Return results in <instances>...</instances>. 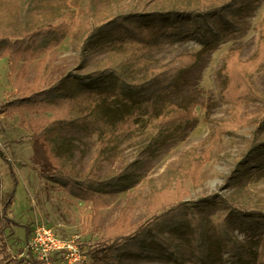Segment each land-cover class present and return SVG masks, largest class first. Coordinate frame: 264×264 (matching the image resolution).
<instances>
[{
    "label": "trees",
    "instance_id": "trees-1",
    "mask_svg": "<svg viewBox=\"0 0 264 264\" xmlns=\"http://www.w3.org/2000/svg\"><path fill=\"white\" fill-rule=\"evenodd\" d=\"M148 1L153 3L144 9ZM251 1L145 0L141 3L142 8L131 4L121 9L120 0H0V46L12 69L22 51L45 52L63 38L69 29L66 18L76 27H89L83 31L79 55L88 43L105 46L106 54L93 70L58 80L37 92L23 93L9 102L20 108L52 112L42 126L37 127L41 120L33 122L32 136L46 153L50 177L89 204L94 222L99 208L104 205L100 192L124 190L134 185L140 176L133 172L131 163L120 172L103 176L95 174L100 160L109 158L116 151L121 136L137 131L149 144L159 142L153 147V152L158 153L165 143L178 139L186 123L194 119L195 102L178 105L163 99L157 104V100L173 88L181 72L196 61L197 54L182 53L164 64L152 65L145 53L166 42L196 36L203 38L206 31L218 40L224 30L241 28L238 16ZM260 25L258 48L249 59L240 60L238 50L232 48L224 57L223 70L230 82L223 92L224 97L232 102L248 94L246 76L262 59L264 16ZM83 84L88 85L89 91ZM57 98L64 100L65 108L54 107L56 102L53 101ZM231 123L235 122H223L221 129L234 126ZM74 129L96 136L94 154L84 174H77L72 162L73 144L61 133ZM205 158L202 153V156L192 158L190 164L177 167L176 171L188 175L195 183L200 182L196 167ZM90 173L93 176H89ZM15 182L12 177L7 200L0 209L1 247L6 243L4 236L8 227L3 210L12 203ZM180 191H154L155 200L147 221L131 234L118 223L106 228L100 247L96 249L97 264H133L120 258L119 254L124 252L174 258L182 253L183 242L206 261L214 241L212 235L226 252L228 264H264L263 200H254L243 192L248 197L239 201L233 198L221 201L214 199V193H211L198 205L182 200ZM201 206L217 208L220 212L215 219L203 216L199 210ZM248 224H253L262 234L258 250L249 242L239 240L232 232L233 226ZM31 231L29 224L27 236ZM185 233L189 234L183 236ZM20 262L21 258H12L3 264Z\"/></svg>",
    "mask_w": 264,
    "mask_h": 264
},
{
    "label": "rangeland",
    "instance_id": "rangeland-1",
    "mask_svg": "<svg viewBox=\"0 0 264 264\" xmlns=\"http://www.w3.org/2000/svg\"><path fill=\"white\" fill-rule=\"evenodd\" d=\"M142 1L145 0H120L118 5L121 9L131 4L142 8ZM152 3L148 1L143 8ZM263 16L264 0H253L238 16L241 28L224 30L218 40L206 31L203 38L166 42L145 53L152 65L164 64L182 53L197 54L196 61L181 72L173 88L157 100V104L163 99L178 105L195 102L194 119L186 123L178 139L165 143L158 153L153 152V147L159 142L149 144L137 131L121 136L116 151L100 160L95 174L120 172L131 163L133 172L140 176L124 190L100 192L104 205L99 208L95 222L89 204L50 177L46 153L32 136L33 122L41 120L37 127L42 126L52 112L20 108L9 102L23 93L37 92L58 80L93 70L106 54L105 46L88 43L79 55L83 31L89 27H76L68 18L69 29L63 38L45 52L22 51L13 69L0 46V209L7 200L12 177L16 179L12 203L3 210L8 227L4 236L6 243L0 245V264L12 258H21L19 264H42L29 251L31 234L27 236L26 232L29 224L32 227L37 221L51 226L59 236L73 238L80 244L85 254L81 264H97L96 249L100 247L103 231L118 223L131 234L143 225L150 215L156 190H181L182 200L198 205L211 193L221 201L248 197L243 192L254 200L264 201V50L257 67L246 76L248 94L232 102L223 92L230 82L223 70L227 51L236 49L240 60L249 59L258 48ZM83 87L86 91L90 89L86 84ZM53 102H56L55 108L66 107L60 98ZM229 120L235 122L231 123L234 126L221 129L223 122ZM61 133L73 144L72 162L77 174H84L94 154L95 134L78 129ZM202 153L206 158L196 167L200 182L195 183L188 175L176 171ZM199 210L201 215L213 219L220 212L217 208ZM231 229L239 240L249 242L254 249L260 248L262 234L253 224ZM165 233L171 235L169 231ZM212 239L206 261L185 242L182 253L174 258L133 252L119 256L133 264H228L226 252L214 235Z\"/></svg>",
    "mask_w": 264,
    "mask_h": 264
},
{
    "label": "built area",
    "instance_id": "built-area-1",
    "mask_svg": "<svg viewBox=\"0 0 264 264\" xmlns=\"http://www.w3.org/2000/svg\"><path fill=\"white\" fill-rule=\"evenodd\" d=\"M28 249L42 264H81L85 258L73 238L61 237L51 226L39 221L32 226Z\"/></svg>",
    "mask_w": 264,
    "mask_h": 264
}]
</instances>
